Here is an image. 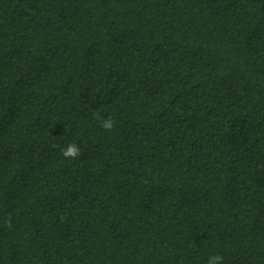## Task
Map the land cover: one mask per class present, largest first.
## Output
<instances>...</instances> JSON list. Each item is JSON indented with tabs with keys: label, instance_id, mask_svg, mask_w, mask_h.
<instances>
[{
	"label": "trees",
	"instance_id": "obj_1",
	"mask_svg": "<svg viewBox=\"0 0 264 264\" xmlns=\"http://www.w3.org/2000/svg\"><path fill=\"white\" fill-rule=\"evenodd\" d=\"M211 255L264 264V0H0V264Z\"/></svg>",
	"mask_w": 264,
	"mask_h": 264
},
{
	"label": "clouds",
	"instance_id": "obj_2",
	"mask_svg": "<svg viewBox=\"0 0 264 264\" xmlns=\"http://www.w3.org/2000/svg\"><path fill=\"white\" fill-rule=\"evenodd\" d=\"M114 120L109 117L100 121V127L110 131L114 127ZM62 155L68 159H75L80 155V148L75 143H70L65 149H62ZM223 257L220 255H211L208 258L207 264H222Z\"/></svg>",
	"mask_w": 264,
	"mask_h": 264
}]
</instances>
